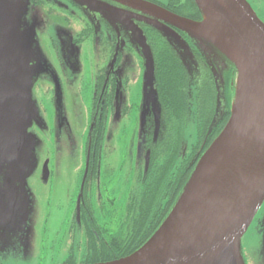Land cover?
<instances>
[{"label":"rangeland","instance_id":"rangeland-1","mask_svg":"<svg viewBox=\"0 0 264 264\" xmlns=\"http://www.w3.org/2000/svg\"><path fill=\"white\" fill-rule=\"evenodd\" d=\"M135 1L38 0L35 8L30 0L15 3L14 32L35 78L23 95V126L13 133L7 151L10 168L19 177L7 170L0 176L1 181L12 179L1 183L0 188V264H58L66 258L71 242L65 240L70 232L63 221L70 213L67 205L78 186L84 161L97 70L121 54L115 75L119 83L115 111L118 113L126 104L137 105L138 99L153 109L157 107L144 45L152 51L135 27L146 21H163ZM117 27L123 32L114 45ZM156 31L183 60L186 70L195 64L192 56L183 58V51L191 50L182 37H171L162 29ZM209 45L227 59L216 44ZM220 107L226 112L224 105ZM223 111L217 109L213 123ZM133 129L132 121L126 120L125 135L115 132L111 145L114 155L109 163L112 167L127 162L123 156ZM45 162L50 171L47 185L40 182ZM241 255L244 262L248 259L251 264H264V202L241 239Z\"/></svg>","mask_w":264,"mask_h":264},{"label":"flooded vegetation","instance_id":"flooded-vegetation-1","mask_svg":"<svg viewBox=\"0 0 264 264\" xmlns=\"http://www.w3.org/2000/svg\"><path fill=\"white\" fill-rule=\"evenodd\" d=\"M142 1L162 9L194 14L193 0ZM245 1L264 24V0ZM30 2L32 8L39 4L38 0ZM172 30L189 44L195 64L191 63L188 70L155 28L143 23L135 27L136 33L140 31L145 37L157 61L154 64L158 108L153 109L138 99L137 105L126 104L118 113L115 111L119 99L115 75L121 65V54H116L114 61L109 59V65L96 72L84 161L78 186L67 205L70 213L63 221L70 232L65 240L71 244L66 258L58 264H104L130 255L167 216L198 160L230 117L233 66L217 54L196 50L195 42L188 36L175 28ZM114 32L115 45L123 30L117 27ZM165 50L178 71L166 70L161 55ZM213 73L224 79L226 112L220 114L224 115L220 124L210 131L215 108ZM126 120L135 125L125 146L127 152L123 158L127 162L114 168L109 164L114 155L112 139L115 132L125 135ZM42 170L43 166L40 182L47 185L50 171L44 183ZM245 264L251 263L245 259Z\"/></svg>","mask_w":264,"mask_h":264},{"label":"water","instance_id":"water-1","mask_svg":"<svg viewBox=\"0 0 264 264\" xmlns=\"http://www.w3.org/2000/svg\"><path fill=\"white\" fill-rule=\"evenodd\" d=\"M193 1L200 21L142 0L135 2L162 18L161 24L146 21L156 30L180 38L172 30L175 28L192 39L201 52L216 54L209 45L213 43L227 56L223 59L236 72L230 117L152 237L130 256L104 264H245L241 239L264 202V24L245 0ZM16 2L0 0V176L7 170L19 177L10 168L7 151L13 133L23 126V95L31 89L35 75L14 32ZM138 35L144 40L140 31ZM144 54L158 98L153 56L146 45ZM187 55L191 52L183 51V58ZM177 59L183 66V60ZM242 70L244 79L240 77ZM213 76L217 109L223 111L224 79ZM47 166L45 162L41 174L44 183L49 176ZM5 182L0 179V188ZM189 195L190 200L177 213Z\"/></svg>","mask_w":264,"mask_h":264},{"label":"trees","instance_id":"trees-1","mask_svg":"<svg viewBox=\"0 0 264 264\" xmlns=\"http://www.w3.org/2000/svg\"><path fill=\"white\" fill-rule=\"evenodd\" d=\"M192 6L194 7V14L193 15H190V14H183L184 12H176V11H174V10H170L169 8H164V10H166V11H168V12H170V13H173V14H175V15H177V16H180V17H183V18H187V19H190V20H193V21H200V19H201V15H200V13H199V11H198V9H197V7H196V5H195V3H194V1L192 2ZM162 56H163V58H164V63H166L167 64V67H166V70H168V71H172V72H174V71H178L179 70V68L176 66V64L173 62V59L172 58H170L169 56H170V54H169V51H167V50H165V51H163L162 52V54H161ZM175 55V54H174ZM153 56V55H152ZM177 60V59H176ZM153 61H154V63H156L157 64V61L156 60H154L153 59ZM234 69V68H233ZM154 73H155V64H154ZM235 75H236V72H235V70H234V79H233V86H232V88H233V91H234V81H235ZM155 85H156V80H155ZM215 87H216V85H215ZM233 91H232V97L234 98V94H233ZM158 96V95H157ZM214 100H215V108H214V115H215V113H216V111H217V100H216V88H215V90H214ZM232 98V99H233ZM224 99L226 100V96H225V83H224ZM232 103V102H231ZM224 116V115H223ZM222 116V117H223ZM222 117L220 118H218V120L215 122V123H213V120H214V116H213V118H212V121H211V125H210V131L212 130V131H214L215 130V128L220 124V122H221V120H222ZM209 148V147H208ZM207 151V150H206ZM205 151V152H206ZM204 152V153H205ZM203 153V154H204ZM203 154H202V156H203ZM201 156V157H202ZM200 157V158H201ZM200 160V159H199ZM199 160H198V162H199ZM197 162V163H198ZM197 165V164H196ZM196 167V166H195ZM195 169V168H194ZM194 169H193V171H194ZM192 171V172H193ZM192 174V173H191ZM191 174H190V176H191ZM190 176H189V178H190ZM188 178V179H189ZM188 179H187V181H188ZM187 181L185 182V184L187 183ZM185 184H184V186H185ZM184 186H183V188H184ZM183 188H182V190H183ZM182 190L180 191V193H179V195L181 194V192H182ZM179 195L177 196V198L179 197ZM177 198H176V200H177ZM176 200H175V202H176ZM175 202H174V204H175ZM174 204L172 205V207H171V209L173 208V206H174ZM171 209L169 210V213H170V211H171ZM168 213V214H169ZM167 214V215H168ZM167 217V216H166ZM165 217V218H166ZM165 218L163 219V221L165 220ZM163 221L160 223V225L163 223ZM160 225L156 228V230L150 235V236H148V237H145L144 239H143V241H142V243H138V245H137V247L134 249V251L133 252H131V254H133L134 252H136L138 249H140L151 237H152V235L158 230V228L160 227ZM130 254V255H131ZM130 255H127V257L128 256H130Z\"/></svg>","mask_w":264,"mask_h":264},{"label":"bare ground","instance_id":"bare-ground-1","mask_svg":"<svg viewBox=\"0 0 264 264\" xmlns=\"http://www.w3.org/2000/svg\"><path fill=\"white\" fill-rule=\"evenodd\" d=\"M235 60L237 61L238 65H242L241 62H240V60H239V58L235 57ZM240 73H241V74H240V77H241L242 79H244V78H245V75H244L243 70H242ZM206 170H207V169L205 168V169L201 172V174H204V173L206 172ZM194 191H195V190L192 189V193H193ZM190 198H191V195H189V196L186 197V199L183 201V203H182L181 206L179 207L177 213H178L179 211H181V209L187 204V202L190 200Z\"/></svg>","mask_w":264,"mask_h":264}]
</instances>
